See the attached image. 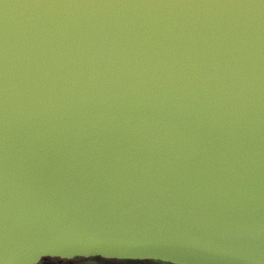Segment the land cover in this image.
<instances>
[{"label": "water", "instance_id": "obj_1", "mask_svg": "<svg viewBox=\"0 0 264 264\" xmlns=\"http://www.w3.org/2000/svg\"><path fill=\"white\" fill-rule=\"evenodd\" d=\"M94 257L264 264V0H0V264Z\"/></svg>", "mask_w": 264, "mask_h": 264}, {"label": "rangeland", "instance_id": "obj_2", "mask_svg": "<svg viewBox=\"0 0 264 264\" xmlns=\"http://www.w3.org/2000/svg\"><path fill=\"white\" fill-rule=\"evenodd\" d=\"M51 261H56L53 259ZM63 264H165L156 261L146 260L143 262L123 261V260H104L101 258H85V259H70L66 260Z\"/></svg>", "mask_w": 264, "mask_h": 264}, {"label": "flooded vegetation", "instance_id": "obj_3", "mask_svg": "<svg viewBox=\"0 0 264 264\" xmlns=\"http://www.w3.org/2000/svg\"><path fill=\"white\" fill-rule=\"evenodd\" d=\"M53 259H56V261L55 262L51 261ZM75 259H77V258H75ZM101 259H103V258H101ZM66 260H70V259L44 258L43 260H41V262L39 264H63ZM104 260H113V259H104ZM143 261H146V260H135L134 262H143ZM150 261H156V260H150ZM156 262L165 263V262H161V261H156ZM165 264H170V263H165Z\"/></svg>", "mask_w": 264, "mask_h": 264}, {"label": "snow or ice", "instance_id": "obj_4", "mask_svg": "<svg viewBox=\"0 0 264 264\" xmlns=\"http://www.w3.org/2000/svg\"><path fill=\"white\" fill-rule=\"evenodd\" d=\"M121 259H137V258H143V259H158V257L155 256H145V257H120Z\"/></svg>", "mask_w": 264, "mask_h": 264}, {"label": "trees", "instance_id": "obj_5", "mask_svg": "<svg viewBox=\"0 0 264 264\" xmlns=\"http://www.w3.org/2000/svg\"><path fill=\"white\" fill-rule=\"evenodd\" d=\"M95 258V257H94ZM96 258H100V257H96ZM78 259V258H77ZM79 259H85V258H79ZM123 261H135V260H123Z\"/></svg>", "mask_w": 264, "mask_h": 264}]
</instances>
